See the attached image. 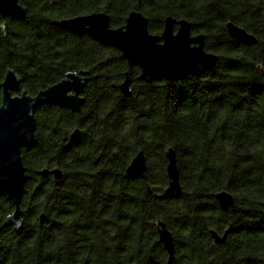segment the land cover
<instances>
[{"label":"trees","instance_id":"trees-1","mask_svg":"<svg viewBox=\"0 0 264 264\" xmlns=\"http://www.w3.org/2000/svg\"><path fill=\"white\" fill-rule=\"evenodd\" d=\"M21 3L25 17H0V85L9 68L32 95L70 71L98 77L87 82L79 111L37 108L34 142L22 151L28 175L22 232L5 224L14 205L0 197V264H167L159 220L175 237V264H264V0ZM132 11L148 17L153 34L162 33L167 16L188 19L193 34H206L205 49L219 55L216 67L152 83L138 79L135 67L132 94L124 96L122 52L60 21L105 12L119 27ZM229 21L259 42L232 38ZM76 128L82 134L70 140ZM169 147L181 190L158 199L169 183ZM140 150L153 193L126 172ZM54 167L64 170L62 179L40 174ZM224 190L235 197L227 211L215 197ZM228 228L229 243L217 247L210 230Z\"/></svg>","mask_w":264,"mask_h":264},{"label":"water","instance_id":"water-1","mask_svg":"<svg viewBox=\"0 0 264 264\" xmlns=\"http://www.w3.org/2000/svg\"><path fill=\"white\" fill-rule=\"evenodd\" d=\"M26 7L21 0H0V17H25ZM4 21V20H3ZM60 24L77 34H87L99 43L114 47L122 52L127 61L125 78L118 86L124 96L132 94L133 69L139 67V78L152 83L160 79L176 80L198 73L201 68L214 69L219 55L205 49L207 36L204 33L193 34L192 23L188 19L165 18L161 34L149 30V19L142 12L132 11L124 25L113 27L110 16L105 12H94L86 15L64 18ZM232 38L243 44L254 45L258 37L244 27L232 21L226 24ZM6 37L5 23L2 25ZM89 70L68 72L63 79L40 90L36 95L22 88V78L9 68L1 83L2 100L0 105V197L6 195L15 206L5 224L14 226L17 233L24 229L22 200L25 195V184L28 180L27 168L23 161L22 148L34 142L36 131V110L39 106L57 105L79 111L85 102L84 88L89 81ZM82 130L76 128L70 134V140L81 136ZM167 174L169 183L163 193H155L156 198L164 199L173 192L181 190L180 171L176 151L169 147ZM148 163L143 150L138 151L129 166L130 177L143 179L150 193L152 186L148 183ZM40 174H51L56 180L64 176L60 167L45 168ZM215 197L222 208L227 211L235 204V197L229 191H220ZM46 221V213H41L40 223ZM159 242L168 253L167 264H175L176 243L172 231L163 220L158 221ZM217 247L227 245L231 229L220 233L210 230Z\"/></svg>","mask_w":264,"mask_h":264},{"label":"flooded vegetation","instance_id":"flooded-vegetation-1","mask_svg":"<svg viewBox=\"0 0 264 264\" xmlns=\"http://www.w3.org/2000/svg\"><path fill=\"white\" fill-rule=\"evenodd\" d=\"M135 68V67H134ZM139 68V67H138ZM140 72H141V70H140V68H139V74H140ZM139 74H138V79H140L139 78ZM140 80H142V79H140ZM133 82H134V75H133ZM133 82H132V84H133ZM23 88V87H22ZM119 89V88H118ZM119 91H120V89H119ZM121 92V91H120ZM25 147V146H24ZM24 147L22 148V151H23V149H24ZM23 156V155H22ZM51 175V174H50ZM26 185V184H25ZM11 201V200H10ZM13 203V202H12ZM14 205V204H13ZM22 206V205H21ZM23 209V208H22ZM14 210H15V206H14ZM13 210V211H14ZM23 214H24V211H23Z\"/></svg>","mask_w":264,"mask_h":264}]
</instances>
